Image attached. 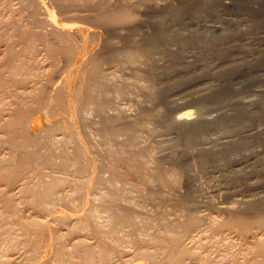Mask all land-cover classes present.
I'll list each match as a JSON object with an SVG mask.
<instances>
[{
  "label": "rangeland",
  "instance_id": "374dc122",
  "mask_svg": "<svg viewBox=\"0 0 264 264\" xmlns=\"http://www.w3.org/2000/svg\"><path fill=\"white\" fill-rule=\"evenodd\" d=\"M213 1L216 2V7L209 11V9L194 8L198 0H0V137L6 136L1 129V124L4 122L2 119L5 120V117L10 119L23 107L41 115L42 127L57 123L56 129L51 131L50 139L53 138V146L48 148V151L46 146L38 144L30 147L34 150L38 146L36 149L40 155H34L37 159L34 158L29 170L21 171L11 184H8L7 180L12 175H9L10 178L7 176L6 180L7 174L2 176L0 173V264H37L36 258L39 256L37 252L41 250L46 251L45 264L46 262L47 264H95V262L98 264L97 256L100 248L97 247L94 234L91 235L86 229H73L75 227L73 216L79 214L77 212H80L82 205L92 206V204L110 208L115 213L109 216L108 212L102 211V220L109 218L117 220V215L124 214V210L129 209L132 204L135 208L138 206L137 209L140 208L142 212L162 213L165 215V220H173L177 222L176 224L184 223L186 217L193 212V215L199 216V225L191 231L192 233L183 235L180 241L181 245L190 252L187 253L188 255L185 254L187 264H264V245L259 242L264 236L262 234L264 230L259 229L258 224L255 223L257 219L264 218V208L237 213L234 210L239 208L240 204L232 199L233 196L229 198L227 192L233 191L231 188L242 189L243 185L244 189L248 181L264 178V0H242L241 9L236 4L239 0ZM164 5L179 11L173 15L170 12L173 10H167L166 6L163 8ZM122 11L132 13L135 19L119 20L117 15ZM49 13L60 20L59 22L68 25L80 23L91 30L83 32L81 38L73 28L69 29L68 33H64L47 22ZM116 17L119 21L122 20V23L114 21ZM216 18L221 19L217 21ZM129 21L139 22L137 28H132L133 23L129 26ZM213 22L224 24V27L220 26L223 32L220 34L219 31H214L215 35H209L205 41H202L200 36H195L193 42L189 43L187 40L181 42L182 40H174L168 35L166 43L164 40L155 43L159 37L158 30L164 23L170 27L174 25L182 39L185 33L186 37L191 30L192 34L195 33L193 31L200 30L199 26L203 23L213 24ZM92 29L96 30L94 34ZM222 34L224 35L221 36ZM128 38L144 42L150 39V43L152 41L151 48L155 52L153 57L157 66L154 64L155 69L152 67L151 71L155 72V76L151 83L145 79L150 71L148 69L152 66L151 60L140 59L141 63L138 61L140 66L137 62L131 64L124 60L114 63L104 61L101 69L106 72H101L102 77H96L99 83H95L94 81L97 80H94L95 73L91 69V63L87 60L79 63L72 57L70 50L68 54L71 53V58L66 51V47H71L81 49V52L88 51L86 55L90 52V55H95L92 57L104 56L108 51L105 48L106 43L110 47L123 46ZM71 67L73 70L77 68L76 73L70 72ZM130 67H139V71L145 68L144 73L141 71L140 76H142H136L132 73L134 69ZM67 75L72 80L70 84L74 91L73 93L70 90L72 96H78L76 99L74 97L76 101H72L75 104L73 113H68V110L60 104V100L68 103L69 96L60 97L58 93ZM89 81L93 82L95 89L98 88L97 92L88 90ZM224 84L232 89L221 95L220 102L204 100L199 105L197 99L202 92L221 88ZM67 87L64 86L63 89ZM156 89L164 92L163 100L156 101L151 97L149 90L155 92ZM91 93L94 94L95 99L90 95ZM87 98L89 101L94 100V103L85 102ZM168 98H177V101L168 107L166 103ZM41 99L46 101L45 104H53L58 114L48 116L42 109L43 105L38 102ZM96 100L98 103L102 102L101 104L110 102V106L105 107L107 115L97 112L96 107L101 104L96 105ZM81 101L85 104L81 105L82 103H79ZM188 107L195 111L194 118L202 113L204 118L210 117L211 120L217 119L222 113L230 116L241 114L235 119L242 123L233 122L220 128L211 127L204 134L205 142L202 140L203 143L202 141L191 143L184 151L182 149L185 145L179 141L178 130L167 131L162 125L163 121L153 112L155 109H160L166 115L173 116ZM65 116L73 120V135L68 133L67 125L63 129L59 127V124L64 122L66 124ZM242 117L245 118V124ZM46 118H50L51 121H46ZM105 124L115 131L116 143L107 141L104 137ZM129 126L135 133L133 142L126 139L123 130ZM42 127L38 131L43 130ZM248 127L252 128L250 131L252 134L259 131L260 138L254 139L240 134ZM253 127L257 129L254 130ZM37 133L40 132L35 134ZM228 136L235 140L245 136L241 139L239 150L219 160H200L199 149H204L208 144L211 147L208 146L207 149L217 151L219 154L224 141L234 140H230ZM216 138L219 140L215 141ZM76 142L87 150L90 156L86 154L89 157L87 159L92 161V164L89 162L90 166L84 165L83 159L79 157L77 159ZM118 145L124 147H117ZM7 147V145L0 147V165L4 168L9 153H14L17 160L22 158L26 150L18 147L14 152ZM114 147L121 148L118 149L121 151L118 152ZM141 149L145 150L143 155L139 153ZM126 158L131 167L127 165L128 162L125 166L123 159ZM243 166L244 168L247 166L246 169ZM112 167L118 173L114 183L109 181ZM244 171L249 173L248 176L246 173L238 174ZM57 179L60 180V184L56 186L57 193L55 192L47 209H41L39 208L41 205L36 206L30 202L33 186L37 189L39 184L41 186ZM239 182L243 185L241 186ZM217 187H224L223 190L227 194L223 190L220 194ZM248 191L252 192L251 189ZM213 192L218 196L213 195ZM6 196L12 198L16 205L15 210L6 205L3 199ZM213 196L216 198L215 201L219 200L218 204L224 202L223 200H225L224 204L232 203L229 206L235 207L234 210L226 212L217 210L215 201L212 200ZM208 202H212L211 205L214 203V207L207 204ZM182 203L189 205L190 212L179 205ZM203 203L206 207L202 206ZM19 218L30 222L24 227ZM240 218L253 224L247 235L248 231L243 233L244 231L240 229L238 225L240 221L237 223ZM33 220L50 224L45 228L50 227L51 233L49 234V231L40 225L31 224ZM152 223L154 224H150L146 234L132 238L135 242H131L129 247L132 255L129 256V261L136 260L142 264H150L148 258L139 254V250L153 252L158 246L164 247L167 242L165 240L173 234L160 227L159 222ZM127 226L124 227L123 234L130 233L131 227ZM251 231L255 235L251 234ZM130 239L128 235L125 237L128 243ZM163 241H165L164 245ZM60 243L64 245L63 256L57 251ZM88 250L92 252L89 253ZM87 254L92 257H86ZM188 256L194 257L187 259Z\"/></svg>",
  "mask_w": 264,
  "mask_h": 264
},
{
  "label": "bare ground",
  "instance_id": "6f19581e",
  "mask_svg": "<svg viewBox=\"0 0 264 264\" xmlns=\"http://www.w3.org/2000/svg\"><path fill=\"white\" fill-rule=\"evenodd\" d=\"M168 1H170V0H168ZM165 4V3H164ZM237 4V6H238V8L239 9H241L242 8V0H239L238 1V3H236ZM154 5V4H153ZM157 5V4H156ZM165 6L166 5H164L163 6V8H165ZM169 6V5H168ZM148 7H150V6H148ZM153 6H151V8H152ZM155 7V6H154ZM159 7V6H158ZM167 7V6H166ZM194 8H196V7H199L200 9H209V11L211 10H214L215 9V7H216V2L215 1H213V0H198V3H196L195 4V6H193ZM163 8H162V10H163ZM168 9H170V10H173V8L171 9V7L170 8H168L167 7V10ZM252 9V8H251ZM167 10L165 9V11H166V13H167ZM232 10V9H231ZM178 11L179 10H173V11H170L171 12V14H176V13H178ZM50 12V11H49ZM181 12V11H180ZM164 13V12H163ZM169 14V13H168ZM117 15V14H116ZM165 15H167V14H165ZM47 16V15H46ZM118 16V19L120 20V19H123V20H130V21H132L133 19H135V17H134V15H133V17H132V13L130 14V13H128V11L127 12H124V11H122L120 14H118L117 15ZM168 16V15H167ZM115 18V17H114ZM113 19V18H112ZM116 19H117V17H116ZM116 19H113L114 21H117V22H121V21H119L118 19L116 20ZM211 19V18H210ZM221 19V18H220ZM219 19V20H220ZM137 20V19H136ZM215 20V19H214ZM214 20H211V21H214ZM216 20H217V18H216ZM219 20H217V21H219ZM60 21V20H59ZM58 21V19H56L55 17H54V15L53 14H51V13H49L48 14V17H47V22L49 23V24H51L53 27H55V28H57V29H59V30H61V31H63L64 33H68L69 32V29H71V28H73L74 29V32H76L77 33V35L81 38L82 37V33L83 32H86V31H89V30H91V29H89L88 30V28L89 27H86L85 25H83V24H80V23H73V24H70V25H68V24H66V23H62V22H59ZM113 21V22H114ZM129 21V26L130 25H132L131 23H133V22H130ZM135 21V20H134ZM138 21V20H137ZM134 22L133 24H134V27L132 26V28H137V23L139 24V22ZM210 21V22H211ZM216 21V22H217ZM116 22V23H117ZM124 22H126V21H124ZM128 22V21H127ZM126 22V23H127ZM141 22V21H140ZM206 22V21H205ZM207 22H208V20H207ZM221 22H222V20H221ZM231 22H233V21H231ZM122 23V22H121ZM222 24V23H221ZM188 25H190V24H188ZM224 25V24H223ZM223 25H220L219 23H214L213 22V24H202L201 26H199V29L200 30H198V31H193V32H195L194 34H192V30H191V32H190V34H187L186 35V37L183 35V38L182 39H180V36L178 35V32H176V30H175V27H174V25H172L171 27L170 26H168V25H166L165 23L164 24H162L161 26H160V28H159V30H158V32H159V37L156 39V41H155V43L156 42H162L163 40L165 41V43H166V40H167V36L169 35V36H171L174 40H177V41H181V42H183L184 40L186 41H188L189 43L190 42H193L194 40H195V36H200V39L202 40V41H205L206 39H208L209 38V35H211V36H213V35H215V32L214 31H219V33L221 34L223 31H222V29L223 28H221L220 26H223ZM236 26V25H235ZM115 27V26H114ZM224 27V26H223ZM113 28V27H112ZM96 31V30H95ZM95 31H93V29H92V34H94L95 33ZM110 31V30H109ZM116 31H118V30H116ZM186 31V30H185ZM111 33V32H110ZM214 33V34H213ZM224 34H222L221 36H223ZM250 36V35H249ZM250 37H252V36H250ZM248 38L249 37H247V40H248ZM252 39V38H251ZM251 39H249V40H251ZM150 40V39H149ZM148 39L147 40H145V41H147V42H144L143 40H134V39H132V38H128L125 42V44L123 45V46H116V47H110V46H108V45H106L105 44V48H107V52H106V55L104 54V56L102 55V56H96V57H92V56H95V55H90V52L88 53V55H86L87 54V52L88 51H82L81 52V49L80 50H77L76 48L75 49H73V48H68V47H66V51H67V55L68 56H70V58H71V55H72V57H74L75 58V61H77V62H79V63H81L82 61H86L87 60V62L88 63H91V69H92V71H94V80L96 79V77L97 78H101L102 77V74H101V72H106L105 70H102L101 68V65H102V63L105 61V63H114V62H118V60H124L125 62H127V63H133V62H137L138 63V61L140 62V59H146V60H151V62H152V66H151V68H149L148 70H150V71H148L149 72V74L147 75L146 74V78L145 79H148L149 80V82L150 81H152V79L154 78V76H155V72H153V71H151L152 70V67L154 68L155 67V65L154 64H156V61H155V59H154V55H155V52L152 50V48H151V46L153 45V44H151L152 43V41H151V43H150V41H149ZM140 41H142V42H140ZM186 41V42H187ZM73 42V41H72ZM71 43V42H70ZM69 43V44H70ZM74 43V42H73ZM72 43V44H73ZM251 43V42H250ZM76 44V43H75ZM78 44V43H77ZM185 44V43H184ZM74 45V44H73ZM72 45V46H73ZM81 47H82V45L81 44H79ZM168 45V44H167ZM170 45V44H169ZM69 46V45H68ZM80 46H78V48L80 47ZM106 46H108V47H106ZM68 50H70L71 51V53L69 52V54H68ZM106 50V49H105ZM71 54V55H70ZM90 55V56H89ZM87 56H89V57H87ZM141 63V62H140ZM85 64H87V63H84V65ZM104 64V63H103ZM139 64V63H138ZM87 67H88V65H86ZM86 66H84V67H86ZM105 66V65H104ZM114 66V65H113ZM139 66H140V64H139ZM156 66H157V64H156ZM76 67V66H75ZM106 67H107V65H106ZM108 67H110V65L108 66ZM111 67H112V65H111ZM72 68V67H71ZM130 68H132V69H134V70H132V73L134 74V75H136V76H140V72L142 71V69L139 71V67H135V68H133V67H130ZM70 69V68H69ZM77 68H74V70H73V68L72 69H70V72H74V73H76V70ZM106 69V68H105ZM145 69V68H144ZM144 69H143V71H144ZM155 69V68H154ZM76 70V71H75ZM131 70V69H130ZM142 71V73H144ZM155 71V70H154ZM231 71V70H230ZM108 72H110V71H108ZM113 72V71H112ZM111 72V73H112ZM145 73H147L146 71H145ZM109 74V73H108ZM225 75H228V74H225ZM66 75H64V77H65ZM90 76V75H89ZM142 76V75H141ZM140 76V77H141ZM143 76H145V74L143 75ZM219 76H222V75H219ZM93 79V78H92ZM91 79V80H92ZM94 80H92V81H94ZM97 80V79H96ZM99 80V79H98ZM98 80L97 81H94L95 83H97L98 82ZM101 80V79H100ZM147 80V81H148ZM60 81H61V79H60ZM71 79H70V77H68V75H67V77L66 78H64L63 79V82L61 83L62 84V86H60V90L58 91V93L60 94V97H63V96H65V95H68L69 96V99H68V103L67 102H65L64 100H60V104L62 105V107L64 106V108H66L67 110H68V113H73V108L75 107V104L74 103H72V101L74 102V101H76V100H74V97H75V99H76V97H78V96H72L73 94H72V92L71 91H73L72 89H71V86H70V84H71ZM99 83V82H98ZM100 83H102V81L100 82ZM151 83V82H150ZM86 84V83H85ZM93 82H91L90 83V81H89V85H88V90H91V92H93L94 90H95V92H97L96 91V89H98V88H96L95 89V85L93 84ZM150 85V84H149ZM64 86H68L66 89H63V87ZM98 86V85H97ZM99 87V86H98ZM150 87V86H149ZM206 87V86H205ZM221 87V86H220ZM87 88V87H86ZM210 88V87H209ZM151 89V88H150ZM203 89V88H202ZM208 89V88H207ZM232 88L229 86V85H227V84H224L221 88H218V89H213L212 88V90H204V91H206V92H202L201 93V96L199 97V99H197V102L199 103V105H201L202 104V102L204 101V100H207V101H209V100H211V101H216V102H220V97H221V95L223 94V93H228L230 90H231ZM71 90V91H70ZM93 90V91H92ZM153 90V89H152ZM202 91V90H201ZM258 91V90H257ZM94 92V93H95ZM121 92V91H120ZM149 92L152 94V96L151 97H153V99H155L156 101L159 99V100H163L164 99V97H163V91L162 90H157L156 89V91L155 92H151L150 90H149ZM261 92V91H260ZM73 93H74V91H73ZM149 93V94H150ZM263 93H264V91H263ZM76 94V93H75ZM74 94V95H75ZM98 94V93H97ZM150 94V95H151ZM198 94V93H197ZM94 99H95V96H94V94L93 93H91L90 94ZM38 99V98H37ZM79 99H81V98H79ZM169 99V98H168ZM179 99V98H178ZM181 99V98H180ZM179 99V100H180ZM85 101V100H84ZM166 101V100H165ZM177 101V98H172V99H169V100H167L166 101V103H167V106L168 107H171V105H173V104H175V102ZM38 102H39V104H41V105H43L42 106V109L48 114V116L49 115H51V116H53L54 114H58V113H56L57 111H55V106L53 105V104H45L46 103V101H42V99L41 100H38ZM85 102H88L89 104L90 103H94V100L93 101H89L88 100V98H87V101H85ZM95 102H97L96 103V105L97 104H101V103H98V101L96 100ZM105 102V101H104ZM103 102V103H104ZM81 105H84L83 104V102L81 101V102H79ZM178 103V102H177ZM182 103V102H181ZM239 103V102H238ZM241 104H243V103H241ZM240 104V105H241ZM247 104V103H246ZM94 105V104H93ZM92 105V106H93ZM101 106V107H100ZM98 105L97 107H96V110H97V112H99V113H105V107L106 106H110V102L109 101H107V102H105L104 104H101V105ZM224 106V105H223ZM117 108V107H116ZM119 108V107H118ZM122 108V107H121ZM202 108V107H201ZM91 109V108H90ZM241 109L242 110H244V108H242L241 107ZM65 110V109H64ZM94 110V109H93ZM95 111V110H94ZM198 111H199V109H198ZM96 112V113H97ZM194 113H195V111H193L191 108H185V109H182L181 111H179V112H177L175 115H173V116H168V115H166L165 113H163L160 109H155L154 110V112H153V114L154 115H156V117H158V118H160L162 121H163V127L168 131V130H172V129H177L178 130V132H179V136H180V142L182 143V144H184V145H182V146H184L185 148H183L182 150H184V149H187L190 145H191V143L192 144H194V142H196V141H198V143H199V141H202L203 140V137H204V134H205V132L208 130V129H210L211 127H215V128H220V127H223L222 125H225V124H228V123H233V122H235V123H237V124H241L242 122L241 121H239V120H237V119H235L236 117H238V116H240V115H236V116H232V114H231V116L230 115H225V114H223L222 113V115H220L217 119H215V120H211L210 119V117L209 118H204L203 116H202V114H200L202 117H197V118H194L193 117V115H194ZM197 113V112H196ZM208 113V112H207ZM12 114V113H11ZM102 114V115H103ZM69 115V114H68ZM98 115V114H97ZM100 115V114H99ZM105 115H107V113H105ZM64 116V115H63ZM102 117V116H101ZM104 117V116H103ZM207 117V116H206ZM65 118L67 119V121H66V124H64V123H62V124H59V127L61 128V129H63L66 125H67V128H68V133L70 134V135H73L74 134V125H73V120H72V118H70L69 116L68 117H66L65 116ZM106 119H108V117H105ZM47 119V118H46ZM4 122L1 124V129L2 130H4L3 132H5V135L6 136H2V137H0V147L2 146V145H7L8 147L7 148H10L12 151H14L15 152V150H17L18 149V147H23V148H26V150H24L25 151V153L22 155V158L21 159H15V155H14V153L13 154H10L9 153V158L7 159V163H6V168H4L3 167V165H0V173L2 174V176H4V174H7L6 176H5V179H6V177L7 176H9V175H12L11 176V178H10V176H9V178L10 179H6L7 181H8V184H11L13 181H15L16 180V178H17V176L20 174V172L21 171H26L27 169L29 170V168H31L30 166L32 165V161L33 160H35V159H37L36 157L37 156H34V155H36V154H39L40 155V153L38 152L37 153V149H36V147L38 148V146H36L35 147V149H36V152H35V149L33 150V149H31L30 147L32 146H34V145H39V146H46V148H47V151H48V148H50L51 146H53V143H52V140H53V138H52V140L50 139V135H51V131H54L55 129H56V122H54L53 124H49V126L48 127H42V123H43V120H42V117H41V115L39 114V113H36V111L34 112L33 110L31 111V110H29L27 107H23V108H21V109H19V110H17L16 112H15V115L14 116H11L10 117V119H8V117L6 118L5 117V120L4 119H2ZM48 120H50L51 121V119L49 118V119H47L46 121H48ZM64 120V119H63ZM60 121V120H59ZM62 121V120H61ZM242 121L244 122V124H245V118L244 117H242ZM53 122V121H52ZM102 123V122H101ZM102 126V125H101ZM42 127V129L43 130H41V131H38L40 128ZM256 127H258V126H256ZM101 128V127H100ZM126 129H123L124 130V133L126 134V136H127V140L129 141V142H133L134 141V139H135V133L133 132V128L132 127H125ZM165 129H164V131H165ZM253 129H254V127H253ZM257 129V128H256ZM256 129H254V130H256ZM259 129V128H258ZM253 130V131H254ZM173 131V130H172ZM171 131V132H172ZM211 131V130H210ZM250 131H252V128H245L244 130H242L241 132H240V134L241 135H246V136H250L251 138H254V139H259L260 138V135L258 134V132H253V134H252V132H250ZM36 132H40L38 135L37 134H35ZM56 133V132H55ZM170 134V133H169ZM53 135V134H52ZM103 135H104V137L106 138V140L107 141H110V142H114L115 140H116V135H115V131H113L110 127H108L106 124L103 126ZM221 135V134H220ZM54 136V135H53ZM174 136V135H173ZM5 137V138H4ZM224 137H226V135L224 136ZM229 137V136H228ZM228 137H227V139H228ZM233 137V136H232ZM241 137V139L242 138H244V137H242V136H240ZM55 138H56V136H55ZM58 138V137H57ZM219 138V137H218ZM230 138V137H229ZM249 138V137H248ZM250 138V139H251ZM215 139V138H214ZM221 139V138H220ZM231 139H234V138H230V140ZM241 139H234V140H231V141H224V143H222L221 145H222V148H221V150H220V153L218 154L217 153V151L216 152H214L213 150H210L209 148L207 149V147L209 146L208 144L206 145L207 147H205L204 149H199V153H200V155H201V158H200V160L201 161H205V160H209V159H216V160H219V158H221V157H229L233 152H235V151H237V150H239L240 148H241V145H239L240 143H241ZM56 140V139H55ZM219 139H217L216 138V140L215 141H218ZM222 140V139H221ZM223 140H225V139H223ZM165 141V140H164ZM204 142H205V140H203ZM203 141H202V143H203ZM208 140H206V142H207ZM214 141V142H215ZM117 141H115V143H116ZM161 142H162V140H161ZM210 142H211V140H210ZM201 143V142H200ZM201 143V144H202ZM208 143V142H207ZM216 143V142H215ZM162 144H163V142H162ZM206 144V143H205ZM217 145H219L218 143H216ZM76 148L75 149H77V152H76V156H77V159H78V157L79 158H81V159H83V161H85V163H83L84 165H86V166H90V164H89V162H91V164H92V161H89L87 158H89L90 156H89V154H87L88 152H86L87 150L86 149H84V148H82L81 147V144L79 143V142H76ZM115 146H116V144H115ZM123 146V145H122ZM122 146H117V147H121V148H123ZM199 146V145H198ZM203 146H204V144H203ZM202 146V147H203ZM209 147H211V146H209ZM218 147V146H217ZM220 147V146H219ZM39 148H41V147H39ZM117 151H118V149H121V148H116V147H114ZM162 148V147H161ZM170 148V147H169ZM191 148V147H190ZM197 148V147H196ZM214 148V147H213ZM45 149V148H44ZM115 149H114V151H115ZM218 149V148H217ZM264 149V148H263ZM38 150H42L43 151V149H38ZM174 150V149H173ZM181 150V151H182ZM46 151V152H47ZM116 151V152H117ZM119 151H121V150H119ZM118 151V152H119ZM144 149H141L140 151H139V153H141L142 155L144 154ZM179 151V150H178ZM180 151V152H181ZM185 151V150H184ZM11 152V151H10ZM168 152V151H167ZM170 153V152H169ZM196 153V152H195ZM198 153V154H199ZM259 153V152H258ZM42 154V153H41ZM86 154L89 156V157H87L86 156ZM161 154V153H160ZM38 155V156H39ZM47 155V154H46ZM162 155V154H161ZM172 155H174V154H172ZM179 155H180V153H179ZM189 155V154H188ZM188 155H187V157H188ZM199 155V156H200ZM66 156H68V155H66ZM135 156V155H134ZM141 156V155H140ZM44 157V156H43ZM35 158V159H34ZM47 158H49V157H47ZM46 158V160H48ZM75 158V157H74ZM179 158V157H178ZM249 158H251V156L249 157ZM180 159H182V158H180ZM188 158H186V160H187ZM222 159V158H221ZM235 159V158H234ZM41 160V159H40ZM127 158L126 159H123V161H125V163L123 162V161H121V162H123L124 164H125V166H126V162H128V164L127 165H129L130 167H131V165H130V163H129V161L127 160ZM237 160V159H236ZM241 160V159H240ZM43 161V160H42ZM49 161V160H48ZM185 161V160H184ZM188 161V160H187ZM237 161H239V160H237ZM244 161V160H243ZM120 162V161H119ZM182 162V161H181ZM234 162V161H233ZM242 161H240V163H241ZM95 163V160H94V162H93V164ZM122 163V164H123ZM243 163V162H242ZM247 163V162H246ZM245 163V164H246ZM250 163V162H249ZM248 163V164H249ZM44 165V164H43ZM242 166V165H241ZM65 167V166H64ZM85 167V166H84ZM94 167V166H93ZM188 167H189V165H188ZM240 167V166H239ZM247 167V166H246ZM246 167L244 168V166H243V168L244 169H246ZM90 168V167H89ZM92 168V167H91ZM186 168V167H185ZM83 169H85V168H83ZM92 169H94V168H92ZM162 170V169H161ZM190 170V169H189ZM6 171H8V172H11L10 174H8V172H6ZM93 171V170H92ZM160 171V170H159ZM165 171V170H164ZM240 171V170H239ZM247 171V170H246ZM95 172V171H94ZM26 173V172H25ZM161 173H163V172H161ZM165 173V172H164ZM244 173H246L245 171L244 172H239L238 174H241V175H243ZM253 173V172H252ZM0 174V175H1ZM141 174V173H140ZM157 174V173H156ZM159 174V173H158ZM166 174V173H165ZM247 174V176H248V174L249 173H246ZM257 174V173H256ZM112 176H111V179L109 180L111 183H114V180H116V178H117V176H118V173H117V170L114 168V167H112V174H111ZM254 175V174H253ZM95 176V175H94ZM170 176V175H169ZM238 176V175H237ZM99 177V176H98ZM97 177V178H98ZM158 177V176H157ZM160 178L162 177L161 175L159 176ZM168 177V176H167ZM189 177V176H188ZM240 177V176H239ZM256 177V176H255ZM254 177V178H255ZM259 176L257 175V178H258ZM96 178V179H97ZM253 178V177H252ZM164 178L162 177L161 178V180H163ZM171 179H172V177H171ZM242 179V178H241ZM13 180V181H12ZM21 180V179H20ZM47 180V179H46ZM55 180V179H54ZM6 181V182H7ZM43 181V180H42ZM170 181V180H169ZM241 182H243V179H242V181ZM40 183V182H39ZM38 183V184H39ZM34 184V183H33ZM60 184V180H56V181H53L52 180V182H50L49 181V183H46V184H42L41 186H40V184L37 186V189H35L36 188V186H35V188H34V186L31 188V191H32V194H31V196L29 197L30 199V202H32L34 205H36V206H39V205H41L39 208H45V209H47V206H48V204H49V202H50V200L54 197V194H55V192H56V189H57V187L56 186H58ZM239 184H240V182H239ZM21 185V184H20ZM226 185V184H225ZM241 185V184H240ZM240 185H238L239 187H240ZM243 185V184H242ZM241 185V186H242ZM12 186V185H11ZM43 186V188H40V187H42ZM219 186V185H218ZM222 186V185H221ZM230 186H232V185H230ZM226 187V186H225ZM229 187V185L227 186V188ZM232 187H234V186H232ZM237 187V186H236ZM235 187V188H236ZM238 187V188H239ZM243 187H245L244 185L242 186V189H236V190H234V188H231V189H233V191H227L228 192V194L230 195V197L229 198H231V196H233L232 197V199H235L237 202H238V204H240L239 206V208H235V210H234V208L232 207H230L229 205L230 204H232V203H230V204H224V202H225V200H223L224 202H222L221 204H218L219 202V200L217 201H215V199L216 198H214V196H213V198L214 199H212L213 201H215V205H216V207L218 208H215V209H217V210H224L225 212L226 211H229V210H231V211H237V213L238 212H240V211H247V212H250V211H252V210H254L255 211V209H259V208H261V207H263L264 208V178H259V180H256V179H254V180H252V181H248L247 183H246V188H244L243 189ZM213 188V187H212ZM218 188V187H217ZM224 188V187H223ZM223 188H218V190H219V193H220V191L221 190H223ZM13 189V188H12ZM19 189H21V188H19ZM251 189V191L252 192H249L248 190H250ZM214 191H215V188L213 189ZM212 190V191H213ZM218 190H216L217 192H218ZM223 191H225V190H223ZM223 191H221V192H223ZM226 192V191H225ZM227 192L225 193V194H227ZM12 193V192H11ZM17 193V192H16ZM28 193H29V190H28ZM57 193V192H56ZM213 195H215L216 193L215 192H213L212 193ZM221 194V193H220ZM16 195V194H15ZM217 196H218V194H216ZM2 196V195H1ZM222 196H223V194H222ZM205 197H207V195L205 196ZM216 197V196H215ZM228 198V197H227ZM3 199H5V203H6V205L8 206V207H11V209H13V210H15V203L13 202V200H12V198H10V197H8V196H6L5 198H3ZM88 199V198H87ZM208 199V198H207ZM203 200V199H202ZM208 200H210V199H208ZM205 201V200H204ZM212 201V202H213ZM235 201V202H236ZM212 202H208L207 204H210L211 205V203ZM218 202V203H217ZM236 202V203H237ZM202 203V202H201ZM204 203H206V202H204ZM203 203V205L202 204H200V205H202L203 207H204V205H205V207H206V204H204ZM135 204V203H134ZM214 204V203H213ZM211 205L212 207H214V205ZM112 205V204H111ZM180 206H182V207H185L186 209H188V211H189V205H187V204H184V203H182V204H179ZM199 205V206H200ZM178 205H175V207H177ZM198 206V207H199ZM235 206V205H234ZM113 207V206H112ZM138 207V206H137ZM137 207L135 208V206L132 204V205H130V207H129V209H125L124 210V214H122V213H119L117 216H118V218H117V220L116 219H114V218H112V219H106V220H102V217H101V212L102 211H104V212H108V214H109V216H111L112 214H115V213H113V210L112 209H110V208H105V207H99V206H96L95 204H92V206L91 205H82V207L80 208V212L78 211L77 213H79V214H76L75 216H73L74 218L73 219H75V227L73 228V229H86V230H88V232L92 235V233L94 234V236H95V238H96V243H97V247H99L100 249H98L99 250V254H98V264H142V262H137L136 260V262L134 261V260H131V261H129L130 260V255H131V252H130V244H131V242H135V241H133V239L132 238H134L135 236H138V237H140V236H143L142 234L143 233H145L146 231H147V228L149 227V226H151L150 224H154V223H152V222H154V221H157V222H159L160 224H161V226L160 227H162L165 231H167V232H172L173 234L171 235V237H169L167 240H165V241H167L166 243H165V241H163V245H164V243L166 244V245H164V247H159L158 246V248L155 250V251H153V252H151V251H147V250H145V249H142V250H139V254H142V256H144V257H146V258H148V260H149V262H150V264H187L185 261H186V255H188L190 252L189 251H187L182 245H181V243H180V241H181V237L183 236V235H185V236H187V234H190V232L191 231H194V229L195 228H197V226L199 225V216H196V214L195 215H193V212H191L187 217H188V219H187V217H186V221L184 222V223H182V224H176L175 223V221H173V220H168V219H166L165 220V215L163 216L162 215V213H159V212H147V211H140L139 209H137ZM174 207V206H173ZM178 208H179V206H178ZM209 209L211 208V207H208ZM17 209V208H16ZM233 209V210H232ZM142 210V209H141ZM200 210V209H199ZM213 211H215V210H213ZM120 212V211H119ZM135 212H137V213H135ZM190 212V211H189ZM201 212H202V210H201ZM206 212V211H205ZM216 212V211H215ZM117 213V212H116ZM209 213V212H208ZM230 213V212H229ZM232 213H234V212H232ZM236 213V215H238ZM187 214V213H186ZM206 214V213H205ZM201 215V214H200ZM208 215V214H207ZM207 215H204V216H207ZM216 215H217V213H216ZM203 217V216H202ZM215 217V216H214ZM238 217V216H237ZM236 217V218H237ZM206 218H208V216L206 217ZM216 218V217H215ZM218 218H220L219 216H218ZM208 219H210V218H208ZM212 219V218H211ZM238 219H239V217H238ZM19 220L21 221V224H22V226H24V227H26L28 224H29V222L27 221V220H22L21 218H19ZM237 220V219H236ZM236 220H234V221H236ZM182 221V220H181ZM184 221V220H183ZM239 221H240V223H239ZM255 221V220H254ZM253 221V222H254ZM45 222V221H44ZM44 222H42V221H35V220H33V222H31V224H34V225H36V226H38V225H40L42 228H45L48 224H47V222L46 223H44ZM180 221H178V223H179ZM206 223V222H205ZM231 223V222H230ZM233 223V222H232ZM237 223H239L238 225H239V227H240V229H242V231H244L243 233H245L246 231H248V232H246V235H247V233L249 234L250 233V230H251V226L253 225V224H251V222H246V221H244V220H242L241 218H240V220H238L237 221ZM256 223V225L259 227V229L261 228V229H263L264 230V218H260V219H257V221L255 222ZM200 224H202V222L200 223ZM50 225V224H49ZM48 225V226H49ZM127 225H129L130 227V233L129 232H126L125 234H123L122 233V231L123 230H125L124 229V227L125 226H127ZM230 225V224H229ZM231 226V225H230ZM232 226H234V225H232ZM236 226H237V224H236ZM128 227V226H127ZM214 227V226H213ZM238 227V226H237ZM238 227V228H239ZM257 227V228H258ZM250 228V229H249ZM257 228H255V229H257ZM47 231H49V234L51 233V230H50V227H47V228H45ZM75 229V230H76ZM149 229V228H148ZM152 229V228H151ZM162 229V230H163ZM200 229V228H199ZM215 229V228H214ZM126 230H128V229H126ZM154 230V229H153ZM201 230H202V228H201ZM239 230V229H238ZM150 231V230H149ZM155 231V230H154ZM199 231V230H198ZM255 231V230H254ZM156 232V231H155ZM240 232V231H239ZM252 233L251 234H253V235H255V233H253V231H251ZM87 233V232H86ZM192 233V232H191ZM197 233V232H196ZM203 233V232H202ZM257 233V232H256ZM146 234V233H145ZM151 234V233H150ZM262 234H264V233H262ZM261 234V235H262ZM130 236V243H128L126 240H125V237L126 236ZM153 235V234H152ZM151 235V236H152ZM244 235V234H243ZM83 236H85V235H83ZM93 236V237H94ZM147 236V235H146ZM197 236H198V234H197ZM199 236H203V235H199ZM250 236V235H249ZM257 236H259V235H257ZM197 238V237H196ZM260 238V237H259ZM141 239V238H140ZM191 239H192V237H191ZM258 239V238H257ZM193 240V239H192ZM159 241V240H158ZM77 242V241H76ZM258 242V241H257ZM259 242H260V244H263L264 245V236L262 237V238H260V240H259ZM89 243V242H88ZM159 243H161V242H159ZM254 243H256V242H254ZM89 245H90V243H89ZM159 245V244H158ZM53 246H55V245H53ZM161 246H162V244H161ZM81 247V246H80ZM93 247V246H92ZM134 247V246H133ZM152 247V246H151ZM264 247V246H263ZM94 248V247H93ZM154 248V247H153ZM132 249V248H131ZM138 249V248H137ZM141 249V248H140ZM264 249V248H263ZM97 250V251H98ZM57 251H59L58 253H60V254H62V256H63V254L65 253L64 252V245L63 244H59V246L57 247ZM90 250H88V252H89ZM84 252V251H83ZM92 252V251H91ZM91 252H89V253H91ZM189 252V253H188ZM88 253V254H89ZM161 253H163V255H160ZM188 253V254H187ZM44 254H46V251L45 250H41V251H39V252H37V255H39V256H37V264H45V260L47 261V258H45V255ZM87 254V255H88ZM186 254V255H185ZM184 255H185V257H184ZM90 255H88V256H86V257H89ZM132 256V255H131ZM191 256V255H190ZM90 257H92V255L90 256ZM129 257V258H128ZM158 257V258H157ZM194 257V256H193ZM192 257V258H193ZM202 257V256H201ZM204 257V256H203ZM192 258H189V256L187 257V259H192ZM205 258V257H204ZM140 260V259H139ZM143 260H145V259H143ZM93 261V260H92ZM166 261V262H165ZM195 261V260H194ZM205 261H207V260H205ZM188 262V261H187ZM189 262H190V260H189ZM202 262H203V260H202ZM209 262H210V260H209ZM145 263V262H144ZM46 264H47V262H46ZM95 264H96V262H95ZM199 264V263H198Z\"/></svg>",
  "mask_w": 264,
  "mask_h": 264
}]
</instances>
